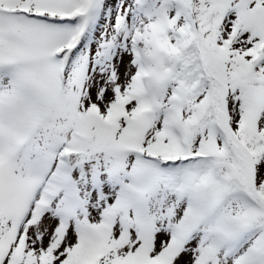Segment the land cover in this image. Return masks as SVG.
Instances as JSON below:
<instances>
[{
    "label": "snow or ice",
    "instance_id": "6c2138e0",
    "mask_svg": "<svg viewBox=\"0 0 264 264\" xmlns=\"http://www.w3.org/2000/svg\"><path fill=\"white\" fill-rule=\"evenodd\" d=\"M0 264H264V0H0Z\"/></svg>",
    "mask_w": 264,
    "mask_h": 264
}]
</instances>
